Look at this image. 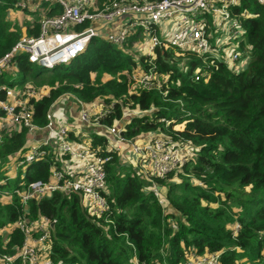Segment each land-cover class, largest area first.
Here are the masks:
<instances>
[{
	"label": "trees",
	"instance_id": "trees-1",
	"mask_svg": "<svg viewBox=\"0 0 264 264\" xmlns=\"http://www.w3.org/2000/svg\"><path fill=\"white\" fill-rule=\"evenodd\" d=\"M15 1L0 3V57L23 32L37 35L41 17L60 12L54 3L42 2L40 15L23 10L34 17L33 22H19L8 16L9 9H16ZM108 1L98 0V5ZM233 11L241 16L250 51V61L241 71L214 61L207 77L194 80V72L184 70V59L191 67L199 63L193 51L174 52L162 46L149 64L148 57L130 51L136 35H130L122 46L102 35L94 37L81 54L52 69L30 63L25 54L14 58L11 69L0 74V85L21 88L28 83L36 88L39 95L32 103L38 123L45 122L46 111L64 94L84 104L111 100L115 109L103 123L119 120L129 137L180 136L190 141L193 153L165 177L147 175L138 162L132 164L126 155L124 159L114 153L106 166L112 221L86 211L76 192L55 190L32 198L27 210L17 196L12 202L0 197V253L20 245L22 234L15 221L24 214L55 219L52 256L64 263L135 264V258L147 264H187L192 251H218L217 264H264V5L258 0H239ZM239 49L243 50V44ZM137 64L160 73L154 89L133 86L128 90L127 75ZM128 106L142 113L122 116V107ZM89 135L94 147L104 140L101 132ZM25 150V129L3 136L0 179L7 176L6 160L12 157L9 161H13ZM57 159L50 152L1 185L47 179ZM147 176L161 185L163 205ZM234 222H239L235 230Z\"/></svg>",
	"mask_w": 264,
	"mask_h": 264
},
{
	"label": "built area",
	"instance_id": "built-area-1",
	"mask_svg": "<svg viewBox=\"0 0 264 264\" xmlns=\"http://www.w3.org/2000/svg\"><path fill=\"white\" fill-rule=\"evenodd\" d=\"M258 1L264 5V0ZM42 2L54 3L60 12L41 17L37 35H22L0 57V74L11 69L14 58L20 54L45 69L69 63L85 50L92 38L100 35L118 46L130 35H136L135 44L141 50L139 56L148 59H152L155 50L162 46L174 52L193 51L199 59L194 80L207 77L214 61L223 62L232 71L245 69L250 61L241 16L233 11L239 0H109L102 7L98 0H16L13 4L16 9H9L8 16L14 13L12 16L18 17L20 12L31 23L34 17L27 16L23 10L38 11L40 15ZM224 30L227 35L219 48H215L212 40ZM142 37L143 40L138 41ZM219 42L220 38L216 44ZM229 43L233 44L232 49L225 50L222 55L220 49ZM241 44L243 50L239 49ZM154 70V67L144 68L137 64L131 75L133 79L128 82L140 89L152 90L157 82ZM38 92L28 83L21 88L0 85V141L12 131L23 128L26 133V150L13 161H9L12 157L6 160L7 176L0 179V197L12 202L13 196H17L26 210L28 200L64 190L78 193L82 206L90 214L112 221L109 219L112 211L106 166L114 153L121 152L127 144L129 155L138 158L143 171L159 177L181 167L193 153L190 141L180 136L154 134L138 139L141 137L125 135L119 120L103 123L102 120L115 109V101L111 100L106 103L99 99L84 104L72 95H61L53 101L46 111L45 122L40 124L34 119L32 103ZM161 121L167 123L169 120L161 118ZM94 131L104 136L103 142L95 147L89 143V133ZM50 152H55L60 159H57L58 164L56 161L51 164L47 179H32L12 187L1 185L15 178L20 168ZM147 178L150 189L163 205L165 197L161 185L150 176ZM51 222L55 223V219L46 215L19 216L15 224L22 234L21 243L14 246L12 252L0 253V264H71L52 256ZM232 227L237 229L239 222H234ZM218 258V251L204 254L192 251L186 263L217 264ZM134 263L147 264L136 259Z\"/></svg>",
	"mask_w": 264,
	"mask_h": 264
},
{
	"label": "rangeland",
	"instance_id": "rangeland-1",
	"mask_svg": "<svg viewBox=\"0 0 264 264\" xmlns=\"http://www.w3.org/2000/svg\"><path fill=\"white\" fill-rule=\"evenodd\" d=\"M22 13H24V12H22ZM14 13H12V14H10V17L11 18H17L18 20H19V22H22L24 19H26L27 17H25L24 15H21L20 14V12H19V14H18V17H14V16H12ZM27 16H29L30 17V14H27V13H25ZM21 19V20H20ZM21 29H23V28H21ZM24 30V29H23ZM23 35H26V34H24V32H23ZM226 35H227V31L226 30H224V32L221 34V35H218V34H215V39L214 40H212V44H213V46H215V48H219V46L223 43V41H224V38L226 37ZM142 36V35H141ZM218 38H220V42H219V44H216V42H217V39ZM141 40H143V37L142 38H139V40L138 41H141ZM135 42H137V39H135L134 41H132L131 42V48H130V51H131V53H133L135 56H139L140 54H141V50L138 48V46H136V44H135ZM232 47H233V44H231V43H229V44H227V45H225L224 47H223V49H220V53L222 54V55H224V51L226 50H231L232 49ZM146 62H148L149 64H152L153 63V61H152V59H146ZM155 67H157V64L155 65ZM192 70V72H194L195 70H196V68L195 67H191V64H190V62H189V60H185L184 59V70L185 71H188V70ZM196 72V71H195ZM14 73L16 74L17 72L16 71H14ZM157 75V77H159V75H160V73H156ZM132 75V74H131ZM131 75H127V79H133L132 78V76ZM157 79V78H156ZM15 87H17V86H15ZM127 87H128V89H129V87H130V89L133 87L129 82L127 83ZM43 91H45V90H43ZM69 99H71V97H69ZM72 101H73V98H72ZM165 101V100H164ZM139 113H142L141 111H139L138 109H136V108H134V107H122V116H125V115H131V114H139ZM74 122H75V120H74ZM114 122H115V120H114ZM89 128H93L94 129V127H89ZM143 138H145V137H141V138H138V139H143ZM129 147H128V145L126 144V147H124L123 148V150L121 151V152H118V156L120 157V158H126V157H123L124 155H126L127 156V159H128V161L129 162H131L132 164H135L136 162H138V158H136V157H134V158H132L129 154ZM128 152V153H127ZM124 161V160H123ZM125 161H127V160H125ZM137 165L140 167L141 166V164L140 163H137ZM147 178V177H146ZM173 178H175V177H173ZM227 198V197H226ZM225 197H224V199H226ZM228 199V198H227ZM134 259L135 258H133V262H134ZM71 264H75V263H71Z\"/></svg>",
	"mask_w": 264,
	"mask_h": 264
},
{
	"label": "water",
	"instance_id": "water-1",
	"mask_svg": "<svg viewBox=\"0 0 264 264\" xmlns=\"http://www.w3.org/2000/svg\"><path fill=\"white\" fill-rule=\"evenodd\" d=\"M66 192H68V191H66ZM50 227L52 228V231L54 233V222H51Z\"/></svg>",
	"mask_w": 264,
	"mask_h": 264
}]
</instances>
